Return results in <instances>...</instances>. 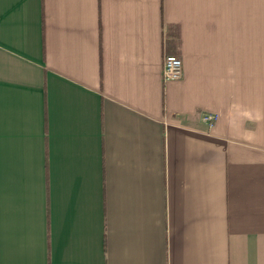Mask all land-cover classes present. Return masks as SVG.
<instances>
[{"label": "crops", "instance_id": "1", "mask_svg": "<svg viewBox=\"0 0 264 264\" xmlns=\"http://www.w3.org/2000/svg\"><path fill=\"white\" fill-rule=\"evenodd\" d=\"M0 264H264V0H0Z\"/></svg>", "mask_w": 264, "mask_h": 264}, {"label": "built area", "instance_id": "2", "mask_svg": "<svg viewBox=\"0 0 264 264\" xmlns=\"http://www.w3.org/2000/svg\"><path fill=\"white\" fill-rule=\"evenodd\" d=\"M182 76V60L177 55L166 54L163 58L162 79L163 81L177 80ZM216 116L214 114H204L203 121L209 127L213 126Z\"/></svg>", "mask_w": 264, "mask_h": 264}, {"label": "trees", "instance_id": "3", "mask_svg": "<svg viewBox=\"0 0 264 264\" xmlns=\"http://www.w3.org/2000/svg\"><path fill=\"white\" fill-rule=\"evenodd\" d=\"M166 43L169 47H171L172 45H177L179 43V33L176 26H168L166 32Z\"/></svg>", "mask_w": 264, "mask_h": 264}]
</instances>
